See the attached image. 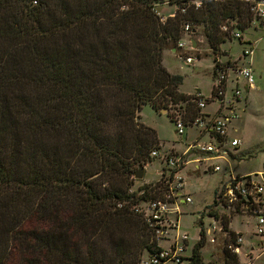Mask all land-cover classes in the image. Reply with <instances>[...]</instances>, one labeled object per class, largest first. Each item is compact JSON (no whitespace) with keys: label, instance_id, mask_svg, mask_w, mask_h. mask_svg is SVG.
Masks as SVG:
<instances>
[{"label":"trees","instance_id":"trees-1","mask_svg":"<svg viewBox=\"0 0 264 264\" xmlns=\"http://www.w3.org/2000/svg\"><path fill=\"white\" fill-rule=\"evenodd\" d=\"M169 1L179 10L163 22L155 5L165 0H0V151L12 146L9 158L0 156V264H10L18 245L25 248L24 264H97L81 260L71 233L60 225L17 232L18 219L26 224L30 214L42 217L49 214L46 207L62 208L53 197L20 216L18 203L28 191L58 195L57 190L80 185L88 220L95 215L99 226L109 228L114 225L109 226L108 214L115 222L127 214L143 222L139 246L132 255L123 250L115 264H139L159 249L149 225L128 208L140 201L136 193L127 194L128 179L137 171L133 164L162 150L157 131L135 119L146 104L156 110L185 104L178 110L187 121L199 113L194 96L179 89L183 76L163 65V50L177 44L184 20L202 24L214 50L224 41L222 26L245 31L252 23L240 0H208L199 8L190 0ZM112 120L118 125L107 133ZM89 156L97 169L77 178L73 169ZM25 167V174L17 172ZM98 173L112 179L102 195L89 180ZM160 183L148 184L146 193L159 192ZM228 224L224 228L235 242ZM92 242L84 246L91 250ZM205 244L202 230L188 264L204 263ZM224 254L225 264H239L238 254L228 249Z\"/></svg>","mask_w":264,"mask_h":264},{"label":"rangeland","instance_id":"rangeland-1","mask_svg":"<svg viewBox=\"0 0 264 264\" xmlns=\"http://www.w3.org/2000/svg\"><path fill=\"white\" fill-rule=\"evenodd\" d=\"M178 10L179 5L176 3L171 4L169 0L155 5L156 14L163 22L168 17H174ZM186 22L187 20L183 21L181 37L177 44H168L164 48L163 65L171 73L183 76L184 80L179 88L182 93L193 95L199 92L205 97H209L214 85L213 70L218 57L223 61L240 58L243 55L245 46L239 40H234L232 31L227 32L220 28L224 41L218 43L217 48L214 50L204 26L202 24H193L192 33L187 34L184 32V24ZM259 38L261 40L258 42L252 58L256 88L251 90V94L247 97L246 107L244 105L238 110L240 117L233 121V129H229V134L241 138L242 144L238 148H233L227 144L225 148L229 150L228 155L231 166L236 174L252 172L251 174L255 176L257 181L264 185V24L255 30L253 29V24L250 23L245 30L244 39L255 41ZM181 40L186 42L185 48L179 47ZM193 41H196V46L193 45ZM190 42L191 48L189 46ZM188 56L194 57L193 63L186 62L185 59ZM243 62L247 61H241V65ZM232 88L233 85H230L229 94ZM184 105L169 106L167 109L156 110L150 104H146L137 114L135 123H142L157 131L161 140L160 148L162 149V154L160 156L184 152L189 143L200 133L199 128L191 125L185 128L186 133L184 135L177 132L173 117L175 118L177 112H180L178 110L179 107ZM218 107L219 105L216 102H212L207 105L205 110L215 112ZM117 125L118 122L112 120L106 128V132H113V129L109 130V127L116 128ZM210 140H212L210 134L202 138V142ZM11 152L12 146L5 145L0 151V156L9 158ZM190 158L193 160L196 156H191ZM94 160V156H89V159L77 163V166L73 169L74 173L78 175L77 178L86 177L97 169L94 166ZM230 162L225 159L211 161L210 165L219 164L222 167L219 172L208 171L206 163L201 164L200 170H196L195 164H189L180 171V174L185 177L186 194L193 200L192 203H185L180 206V231L181 234L188 233L190 237L186 254H191L203 230L206 235V244L201 250L203 264H225L224 251L225 249L231 251L229 245L233 244V241L230 240V234L224 228V222L227 221L229 222L228 229L236 232L235 238H242L243 240L241 256L238 257L239 263L247 261L249 258L253 264H264V253L261 246L262 242H264V235L257 234V217L245 209L240 208L237 212L236 208L229 210L224 208L223 205L221 206L219 201L214 202L218 200L217 192L223 188L225 180L229 178ZM142 163V165L134 163L133 167L136 170L144 167V178L137 180L135 177L133 179L130 177L126 186L127 194L139 191L143 183L158 180L159 171L163 168L164 161L162 157L151 158L149 154V157ZM17 172L25 174L26 167L19 168ZM107 176L105 173H98L96 176L89 178V180L92 179L91 182H94L96 190L101 195L104 189L108 187L107 181H112L111 178L108 180ZM81 189L83 191L84 186L80 185L79 188L68 187L65 190H57L58 195L45 196L39 190L28 191L25 198L18 203L21 206L20 213H23L20 216H25L24 213H27L29 209L37 210L39 204L43 201L51 202V200H54L53 197H57L56 199L63 202L62 208L51 212L52 207H46L44 212L49 214L42 217H40L38 212H35L34 215L30 214L26 224H22V221L18 219L16 223L19 226L17 232H21V229H36L40 227L51 230L53 227L58 228V225H60L71 233V237H73L72 245L77 247L79 257L84 262L90 259L97 264H115L118 258L122 256V253H124L123 250H126L125 256L127 254L132 255L134 248L139 246L141 226L143 225L141 219L124 214L121 222V218L115 222V220H110L113 217L108 214L109 223H111L109 226H114L109 228L99 226L95 222V215L93 217L91 214V217L88 215L89 220L84 216L85 210L87 212L84 201L86 193L85 191L82 192ZM5 190L9 191L8 188ZM111 203L113 204L114 202L112 201ZM131 205L129 204L128 208ZM100 212L102 211L99 210L97 214ZM212 213H217V216L212 215ZM78 214L83 217V221L75 223L74 218H78ZM91 240H93L94 246L89 250L84 245L86 241ZM161 244L166 245V242L162 241ZM24 249L22 246H17L12 256H10V264H24L22 257ZM53 251L51 250L49 255L50 257L52 255L55 260L57 256ZM145 252L144 250L141 255H136L135 258H141L145 255ZM45 258L47 257L45 256ZM44 262L46 264L49 263H47V260ZM188 263L189 261L185 259L181 264Z\"/></svg>","mask_w":264,"mask_h":264},{"label":"built area","instance_id":"built-area-1","mask_svg":"<svg viewBox=\"0 0 264 264\" xmlns=\"http://www.w3.org/2000/svg\"><path fill=\"white\" fill-rule=\"evenodd\" d=\"M203 1L208 0H190L189 3L193 4L195 8H199ZM240 1L252 17L253 29L256 30L264 24V0ZM181 11L185 12V8H181ZM222 28L227 32L232 31L234 40L242 42V45L245 46L243 55L229 61H223L218 57L213 70L214 85L211 95L205 97L199 92L193 94L199 109V113L194 119L187 121L180 112H177L176 116L174 115L175 118L172 115L179 134L184 135L188 125L200 129L199 135L189 143L186 150L179 154H164L162 156H160L162 150L151 152V156L154 158L162 157L163 168L159 171L158 180L143 183L139 191L135 192L140 201L134 203L130 209L149 225L159 249L155 253H149L143 257L139 264H181L191 256V254H186L190 237L188 233L181 234L180 231V206L192 203L193 200L186 194L185 177L180 174V171L189 164H195L196 170H200L201 164L206 163L208 171L219 172L222 170L219 164L210 165L209 163L218 159L230 162L229 150L225 148V145L229 144L233 148H238L242 144L241 138H230L229 129L231 123L240 117L238 110L241 105L239 103L243 100L245 89L251 91L256 88L252 58L261 39L245 40V31H241L235 26L232 28L230 25H224ZM192 31V24L186 22L184 32L189 34ZM185 46L186 42L181 40L179 47L185 48ZM189 46L191 48V42ZM185 60L191 64L195 59L188 56ZM245 60L247 62H243L241 65V61ZM242 82L243 84H241ZM230 85H233V88L229 94ZM212 102L219 105L218 109L215 112L205 110L207 105ZM207 134L211 135L212 140L202 142V138ZM191 156H196V158L192 160ZM229 168V178L220 190L218 201L221 206L223 205L229 210L235 209L238 205L245 210L251 209L257 217V234L263 236L264 185L257 181L253 174L244 176L236 174L231 162ZM158 181L161 182L162 189L157 193L155 191L146 193V186ZM133 193L131 192V194ZM242 200L246 202H242ZM119 206H123V204H119ZM162 241L166 242V245H162ZM242 243V238H237L233 244L229 245L231 252L241 256ZM261 246L264 253V242ZM239 264L253 263L248 258L247 261H241Z\"/></svg>","mask_w":264,"mask_h":264},{"label":"crops","instance_id":"crops-1","mask_svg":"<svg viewBox=\"0 0 264 264\" xmlns=\"http://www.w3.org/2000/svg\"><path fill=\"white\" fill-rule=\"evenodd\" d=\"M241 84H243V82L241 83ZM251 92L252 91H248V90H246L245 89V91H244V97H243V100H242V102L241 103H239V105H241V107H243L244 105H245V107H246V99H247V97H249V95L251 94ZM233 126H234V124H233V122L231 123V125H230V128H232L233 129ZM229 136H230V138L232 137V139H234V138H239V137H237V136H232L231 134H229ZM252 172H250V173H244V174H239V175H242V176H244V175H248V174H251ZM228 179H226L225 180V182L227 181ZM234 231V230H233Z\"/></svg>","mask_w":264,"mask_h":264},{"label":"water","instance_id":"water-1","mask_svg":"<svg viewBox=\"0 0 264 264\" xmlns=\"http://www.w3.org/2000/svg\"><path fill=\"white\" fill-rule=\"evenodd\" d=\"M193 45L196 46V41H193ZM144 174H145V168L142 167L141 169L137 170L134 174V177L137 180H142L144 178Z\"/></svg>","mask_w":264,"mask_h":264}]
</instances>
